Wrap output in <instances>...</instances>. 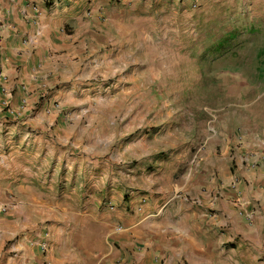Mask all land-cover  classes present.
<instances>
[{
	"label": "rangeland",
	"instance_id": "obj_1",
	"mask_svg": "<svg viewBox=\"0 0 264 264\" xmlns=\"http://www.w3.org/2000/svg\"><path fill=\"white\" fill-rule=\"evenodd\" d=\"M105 10L81 12L105 20ZM181 10L156 41L163 69L121 73L117 86L112 76L89 78L76 101L50 104L64 132L36 131L41 146L59 152L41 168V196L24 218L41 234L43 257L52 245L55 264H102L99 252L118 249L113 230L142 207L137 200L220 191L226 173L238 177L241 144L264 146V0H193ZM43 99L29 111L44 112ZM78 152L85 165L77 174Z\"/></svg>",
	"mask_w": 264,
	"mask_h": 264
},
{
	"label": "crops",
	"instance_id": "obj_2",
	"mask_svg": "<svg viewBox=\"0 0 264 264\" xmlns=\"http://www.w3.org/2000/svg\"><path fill=\"white\" fill-rule=\"evenodd\" d=\"M190 1L0 0V264H55L52 245L43 257L41 234L24 218L41 196V168L59 152L41 146L36 131L64 132V117L50 104L69 105L89 78L112 76L117 86L122 74L163 69L166 53L156 41ZM87 4L117 15L88 18L81 12ZM44 94L45 111L31 113ZM236 152L238 177H227L225 166L220 191L137 200L142 207L113 230L118 249L99 252L102 264H264V146L242 143ZM78 155L77 174L85 165Z\"/></svg>",
	"mask_w": 264,
	"mask_h": 264
},
{
	"label": "built area",
	"instance_id": "obj_3",
	"mask_svg": "<svg viewBox=\"0 0 264 264\" xmlns=\"http://www.w3.org/2000/svg\"><path fill=\"white\" fill-rule=\"evenodd\" d=\"M25 105V99H21V101H20V106L22 107V106H24ZM145 200L142 198V199H140V201H139V203L138 204H141V203H143ZM111 209V208H110Z\"/></svg>",
	"mask_w": 264,
	"mask_h": 264
},
{
	"label": "trees",
	"instance_id": "obj_4",
	"mask_svg": "<svg viewBox=\"0 0 264 264\" xmlns=\"http://www.w3.org/2000/svg\"><path fill=\"white\" fill-rule=\"evenodd\" d=\"M259 55H262V57H263L262 65H263V67H264V47L258 52V56H259Z\"/></svg>",
	"mask_w": 264,
	"mask_h": 264
}]
</instances>
